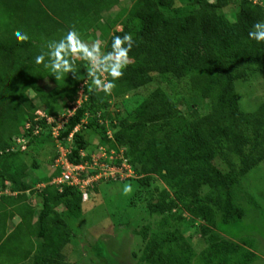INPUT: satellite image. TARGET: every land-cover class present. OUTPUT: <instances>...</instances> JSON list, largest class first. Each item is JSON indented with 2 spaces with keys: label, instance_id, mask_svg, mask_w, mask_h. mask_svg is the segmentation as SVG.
I'll list each match as a JSON object with an SVG mask.
<instances>
[{
  "label": "trees",
  "instance_id": "trees-1",
  "mask_svg": "<svg viewBox=\"0 0 264 264\" xmlns=\"http://www.w3.org/2000/svg\"><path fill=\"white\" fill-rule=\"evenodd\" d=\"M258 21L264 0H0V264H76L82 239V251L94 253L91 264L110 263L106 246L90 243L81 226L87 220L98 234L93 208L84 212L88 187L58 183L61 160L87 166L83 181L120 180L119 172L97 178L92 135L100 139L98 164L118 171L126 162L138 178L119 184L123 191L136 182L138 190L127 194L132 206L187 214L159 229L143 224L129 232L128 218L114 225L135 236L138 264L256 263L264 232L252 229L239 192L264 163V103L250 104L237 83L264 80V42L248 38ZM73 28L89 44L100 40L103 53L113 36H132L123 75H101L115 85L110 94L93 88L82 59L75 60L77 74L59 81L34 64L47 42ZM17 31L30 39L17 42ZM41 168L47 173L29 184L30 171ZM156 177L170 191L151 192ZM250 202L248 216L263 224L264 204ZM193 227L194 234L211 233L201 254L193 235L185 236ZM225 230L248 239L240 245L222 236Z\"/></svg>",
  "mask_w": 264,
  "mask_h": 264
},
{
  "label": "rangeland",
  "instance_id": "rangeland-1",
  "mask_svg": "<svg viewBox=\"0 0 264 264\" xmlns=\"http://www.w3.org/2000/svg\"><path fill=\"white\" fill-rule=\"evenodd\" d=\"M187 1V0H186ZM129 6V5H125ZM120 30V29H118ZM77 60H80L77 58ZM105 79V76H103ZM250 78V79H249ZM246 81H242L237 83V88L239 94H243L248 102L250 104L252 103H264V80L262 79L260 82L255 76L249 77ZM106 82V81H105ZM33 95H31L32 97ZM81 104V99L78 100L77 105ZM206 106V105H205ZM76 107V106H75ZM242 108L245 110H249L250 107L247 104H242ZM247 112V111H246ZM68 113H73V111H70ZM39 116H43L42 113H38ZM70 117V114H68L67 118L64 119V116L61 118V121H58L56 126V133L59 129L63 128V124L66 122V120ZM53 123L54 121L51 120ZM56 136V135H55ZM91 150L90 154H92V159L95 160L100 159L99 154L101 150H99L100 146V139L98 136L92 135L91 138ZM59 150H62L59 147ZM101 155V154H100ZM102 156V155H101ZM64 166L65 173H72L73 175V169L67 168V162L65 160H61ZM104 164V163H103ZM93 166V165H92ZM92 166H89V169H94ZM96 167V166H94ZM108 167V168H107ZM97 168L101 169V176H98L97 178L105 177H112L114 176L115 171L117 169L115 168V171L112 170L114 168H111L106 165H100L97 166ZM114 171V172H112ZM77 172V170H76ZM118 172L121 174V178L118 181H115L116 184H106L109 180H103L102 183L93 181L91 179L84 180L85 184L80 183L79 185L85 189V187H88L87 194L83 195V200L88 202V206L84 209V212L87 213L90 208H93L90 212L93 213V217L91 215V221L94 225L95 229L98 227L99 231L98 234H95L91 232L92 228L87 224H82L84 232L86 233V237L90 243H97L100 241L101 245H105V252L107 255L111 258L110 263L108 264H138L139 258L135 255V236L132 233H125L124 228L121 229L119 232L117 230H114V225L120 221H124L127 218L130 221L131 226H129V232L130 230L134 228H140L143 224L144 225H151L153 228L159 229L160 226H162L165 222L167 224L170 222L173 224L174 221H176V224L179 225L182 222V218L184 215H187L186 212L172 210L167 213H156L146 210L145 203L142 202L139 206H132V203L134 202L133 199H130L127 194L131 195L130 193L124 194V191L120 189L119 184H123L126 179H131L132 181H137L138 178L134 175L131 168L127 165L126 162H124L122 169L118 170ZM47 172L41 168L40 171H30L29 173V184H33L36 179H41L43 175H45ZM84 174L80 172V176ZM87 175V171L85 173V176ZM75 177V176H74ZM81 179V178H80ZM81 181H83L81 179ZM100 183V184H99ZM127 185L132 186L131 192H136L138 190L136 182L134 183H128ZM240 189V197H239V203L243 206L246 212V218L250 219L253 223V226L251 225L252 229H255V232H264V223L260 222L258 218H253V216H248V213L252 210H248V206H251L250 199L254 198L258 205L264 204V163L260 165L258 168H256L251 174H249L244 180L241 185ZM36 189L40 190L42 189V185L36 184ZM124 188V187H123ZM153 188L159 189L161 192L162 190L166 189L170 191L168 187L165 186V184L162 182V180L155 178L154 181H152L150 186V191L152 192ZM95 189L97 192H95ZM260 189V191H259ZM207 190L205 189V192ZM261 192V193H260ZM261 194V195H259ZM259 195V197H257ZM154 198L156 197L153 195ZM173 197V195H172ZM144 200H146L144 198ZM34 204V203H33ZM138 204V203H137ZM136 204V205H137ZM257 214H261L259 210H255ZM86 219V218H85ZM19 222V220H15L13 222V225H16ZM251 222V223H252ZM101 223V224H100ZM250 223V224H251ZM97 224V225H96ZM11 226V224H9ZM170 225V224H169ZM186 225V224H185ZM255 225V226H254ZM164 226V225H163ZM102 227V228H101ZM258 228V229H257ZM252 229L249 228V231ZM196 227H193L191 229L190 233L185 234V236L188 238L190 234L193 235V243L195 245V249L198 254H201L204 250L209 248V245L206 243V239H208V236L211 234L209 233L206 236L199 235L198 233L194 232L196 231ZM96 231V230H95ZM171 231V230H169ZM248 231V232H249ZM221 235H226L229 238H232L236 243L242 245V241L247 240L246 234H238V239H234L230 234L229 231L225 230L221 232ZM220 235V236H221ZM230 235V236H229ZM86 240H78L79 246L77 250L73 251L75 254L78 253V258L76 261V264H91L90 258L94 256V253H90V255L84 253L82 251V246ZM257 247L260 250L256 251L259 255L258 261L254 264H264V239H258L257 241ZM256 247V246H255ZM80 259V260H79ZM99 264H106L104 262H99L97 258L94 259Z\"/></svg>",
  "mask_w": 264,
  "mask_h": 264
},
{
  "label": "clouds",
  "instance_id": "clouds-1",
  "mask_svg": "<svg viewBox=\"0 0 264 264\" xmlns=\"http://www.w3.org/2000/svg\"><path fill=\"white\" fill-rule=\"evenodd\" d=\"M14 35L17 42L30 39L24 31H17ZM248 38L257 43L264 42V21H258L253 25ZM101 43L97 39L89 44L81 38L78 31L74 28L69 29L60 39L47 42L46 50L42 49L34 57L33 62L36 65L43 64L44 68L59 81L65 74H77L75 60L82 59L89 65L90 71L87 70V78L91 81L93 88L110 94L115 85L111 81L102 80L101 75L107 73L112 81L123 75L129 63V53L133 49L134 41L130 34L113 36L111 51L107 53L101 51ZM123 191L125 194L131 192L132 186L125 185Z\"/></svg>",
  "mask_w": 264,
  "mask_h": 264
},
{
  "label": "built area",
  "instance_id": "built-area-1",
  "mask_svg": "<svg viewBox=\"0 0 264 264\" xmlns=\"http://www.w3.org/2000/svg\"><path fill=\"white\" fill-rule=\"evenodd\" d=\"M104 155V154H103ZM100 160L99 159H97V160H95V166L97 167V166H102V165H105V164H98V162H99ZM66 162V161H65ZM68 164V163H67ZM107 166V165H106ZM70 167V169H73L74 171H73V175H72V173H65V171H64V173H63V175H62V177L58 180V183H63V184H70V185H79L80 183H83V184H85V181H81V179H80V172H82V173H84L85 172V169L87 168V166L86 167H73V166H70L69 164L67 165V168H69ZM108 168V167H107ZM76 170H77V172H76ZM101 170V169H100ZM112 170H114L115 171V169H112ZM114 171H112V172H114ZM118 171H115V173H117ZM114 173V174H115ZM75 176V177H74ZM101 176V175H100ZM82 188V187H81ZM83 190H84V188H82Z\"/></svg>",
  "mask_w": 264,
  "mask_h": 264
}]
</instances>
